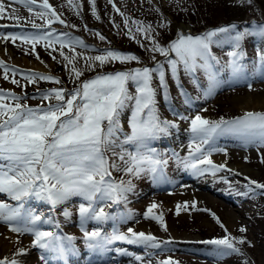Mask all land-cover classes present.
Returning a JSON list of instances; mask_svg holds the SVG:
<instances>
[{"label":"snow or ice","instance_id":"6c2138e0","mask_svg":"<svg viewBox=\"0 0 264 264\" xmlns=\"http://www.w3.org/2000/svg\"><path fill=\"white\" fill-rule=\"evenodd\" d=\"M12 2L22 4L29 12L39 9L35 11V15L44 20V24L35 23L31 17L28 22L33 29L47 27L50 31H44L42 34L9 33L0 36V39L13 43L17 40L22 41L31 45V52H35L36 45L41 42H46V49L59 43L61 49L68 47L73 53L77 45L84 46L85 42L80 37L72 38L68 33L54 35L57 30L51 27L53 23L64 25L65 21L60 14H57L49 0H39V3L38 0H12ZM247 2L251 4L253 0ZM68 3L73 4V0H68ZM88 3L92 5V14L96 16L95 0H88ZM108 3L112 4L118 13L120 12L113 0H108ZM73 6L79 7V5ZM9 7L11 5H6L5 0H0V19L13 20L20 25V17L16 14V9L12 8L8 11ZM156 11L159 9L157 8ZM96 18L99 19L98 16ZM170 23L169 21L168 24ZM131 24L136 26L135 32L129 25V19L124 20L127 29L125 35L136 40L141 47L153 54L151 59L154 66L145 65L99 73L91 79L79 81L82 70L75 66L78 57L85 59L88 69L93 68L96 62L103 67L108 63L140 61V57L115 49H103L100 50V54L88 57H84L83 53L69 56L61 50L60 55L66 61L64 66L69 70L70 78L75 84L73 88L37 89L41 99V104L37 106L22 103L20 95L0 88V193H6L16 202L13 205L0 200V223L6 225L11 233L17 234V242L20 236L31 234L33 248L61 256L65 252L78 255L79 251L73 244L76 237L44 230L43 225L52 224L53 221L44 219L42 214H37L27 201L35 198L47 202L55 209L72 197H82L87 203H80L77 212L83 238L90 251L106 254L110 251L108 246L117 241L143 246L146 249L159 248L160 244L164 243L151 232L137 231L133 227H127L126 231H122L115 227L116 223L131 220L132 213L115 217L105 209L121 201L126 202L127 194L135 190V184L130 179L115 181L112 179L110 169L123 171L135 178L144 175L150 176L153 180L161 178L162 166H166L168 160L159 158L160 153L150 144L154 140L170 136L173 129L179 128L174 120L161 119L158 111L157 96L163 95L165 99L168 97V74L173 81H178L180 69L183 68L186 74L193 76L192 82L200 87L194 74L203 69L208 76V87L204 90V97L207 98L221 85L217 74L209 70L212 61L218 63L217 58L211 54V46L221 43L230 46L231 50L227 52L229 57L227 66L233 81L239 82L246 78L247 72L243 63L246 53L242 50V41L256 33L250 27L241 31L232 24L207 30L198 35L178 32L175 39L161 43L153 35L155 29L150 24L145 25L144 22L135 19L131 20ZM159 26L166 25L162 23ZM232 30L235 32L233 33ZM258 33L264 38V24L258 25ZM137 34L148 40L151 46L148 47L137 39ZM95 35L101 41L106 39L99 32ZM156 54L163 57V60H157ZM257 56L262 62L261 76H264V50H258ZM52 59L55 60L56 57L53 56ZM15 68V65L11 66L13 71L11 83L19 85L20 81L14 78ZM0 69H3V79L9 80L10 66L2 59H0ZM20 74L26 81L24 86L37 84L40 81L53 82L56 85L62 83L58 76L31 69L27 70L26 75L23 71ZM154 79L158 81V88L153 86ZM130 86L135 87V92L130 91ZM247 86L252 90L251 82ZM24 99L27 97L25 96ZM129 108L131 114L127 123L130 132H125L121 124V116ZM174 114L181 120L190 121L188 128L190 141L186 156L180 157L176 152L172 155L194 176H203L206 173L215 175L227 168L226 161L216 163L211 158L214 152L227 155L225 147L216 146L219 137L235 136L243 144L264 146V112L247 111L239 117L231 119L220 117L218 120H210L199 112L193 117ZM125 145L133 147L134 150L128 151ZM116 149L119 151L117 152ZM108 151L118 158L119 164L115 160L109 161L105 155ZM228 171L235 170L228 169ZM245 179L248 181V186H254L253 191L264 190V183L247 177ZM158 207L159 205L153 201L147 206L143 217L159 222L164 231H167L163 214L154 212ZM191 207L195 208V201L192 202ZM187 210V201L176 204L177 215ZM61 214L66 220L72 215L66 207ZM108 220L113 221V229L110 232L102 231L99 226L91 231L85 227L89 221L100 224ZM217 223L225 230L226 235L204 243L218 246L217 258L225 257L230 253L243 255L237 244L250 242L243 237L238 238L228 234L226 226L218 218ZM55 228H60L58 221L55 222ZM239 231L245 232L246 229L241 227ZM27 251L28 249L24 247H18L12 258L0 257V264H22L17 257L26 254ZM115 251L134 256V259L141 264L145 259L123 248H116ZM40 259L47 262L48 257L41 255ZM148 264H151V261H148ZM157 264H174V262L171 258H166L158 261Z\"/></svg>","mask_w":264,"mask_h":264},{"label":"rangeland","instance_id":"374dc122","mask_svg":"<svg viewBox=\"0 0 264 264\" xmlns=\"http://www.w3.org/2000/svg\"><path fill=\"white\" fill-rule=\"evenodd\" d=\"M56 1L57 5L53 6V8L57 14L61 15L65 24L61 25L58 22H54L51 27L57 30L54 35L68 33L70 37H80L85 42L84 46H76L75 53H83L84 57H88L100 54V50L103 49H115L140 57V61L108 63L103 67H100L99 63L96 62L91 69L86 67V61L83 57H78L75 61V66L82 70L79 81L91 79L99 73L127 70L145 65L154 66V62L151 59L153 54L146 51L144 47H141L140 43H137L136 40L130 39L129 36L125 35L127 29L123 24L126 18L129 19V25L132 27L133 32H135L136 26L131 24L132 19L140 20L145 25L150 24L155 29L153 35L161 43H167L175 39L178 32L198 35L207 30L226 27L232 24H235L237 29L241 31L246 27H250L256 34L245 38L242 44L245 49L249 50L251 61L257 57L258 50H264V42L259 45L257 41V36L259 35L257 25L264 24V6H262L264 5V0H253L251 4L247 0H240L245 4L244 10L241 12L235 10L237 9L236 7L240 6L238 0H113V3L120 10L119 13L110 6L112 4H109L108 0H96V16L99 17L100 22L92 14V5L88 1H74V5H79L78 8L74 7L73 4H69L67 0ZM200 2H202V7H199L201 5ZM5 3L6 5H11L8 11H11L12 8L16 9V14L20 17V25H18V28H14L9 23L15 21L0 19V36L9 33L42 34L44 31H50V28L47 27L33 30V28L23 26L24 24H30L28 22L29 17L37 24H44V20L35 15V11H39V9L29 12L26 7L13 3L12 0H5ZM236 4L237 6H235ZM225 6L233 10L222 13L223 10L227 9ZM157 8L159 11H156ZM110 11L112 12L110 13ZM120 13H123V15ZM240 13H242V16H239ZM226 14L230 15L227 16ZM229 18L232 19L228 21L227 19ZM169 21L171 22L170 25L168 24ZM250 21L254 22L252 23L255 25V29H253V26H250L252 25L249 23ZM162 23L166 26L160 27L159 25ZM73 25L75 27H72ZM232 31L233 33L235 32V30ZM96 32L104 35L106 39L101 41L95 35ZM137 39L146 46H151L150 42L139 36V34H137ZM45 43L41 42L36 45L35 52H31V45L24 44L22 41L17 40L13 43L0 39V48L7 57L6 59V57L0 54V59L10 66V78L7 81L3 79V69H0V88L17 93L22 97L21 102L28 103L30 106L41 104L40 94L37 89L46 90L51 87H66L71 89L75 86L73 79L70 78L69 70L64 66L66 61L60 55V51H64L69 56L75 53L71 52L68 47L61 49L59 43L46 49ZM214 46L221 49L230 48L226 43L215 44ZM11 52L19 58L25 57L29 61L40 63L44 69H31L15 65ZM50 52L51 55H49ZM218 55V59H229L227 53H217L216 56ZM37 56H39V59H37ZM53 56L56 57L55 60L52 59ZM156 57L157 60H163V57L159 54H156ZM244 60H248L247 55ZM261 64L260 60L257 63L254 60L249 65L246 78L239 82L233 81L230 70L226 68L222 69L221 72L217 73V77L221 81L220 87L207 98L204 97V90L208 87V76H202L204 89L201 91L198 89L191 90L189 93L192 101L189 100L187 103L182 99L178 101L173 100V107L176 110L178 109V113L181 115L193 117L199 112L210 120H218L220 117L231 119L239 117L247 111L264 112V76H261ZM12 65L16 66L14 78L20 81L19 85L11 83V79L13 78ZM165 66L167 68V65ZM29 69L58 76L62 83L56 85L53 82L40 81L37 84L24 86L26 85V81L20 73L23 71L26 75ZM181 69L183 70V68ZM203 72L205 71L203 70ZM169 77L171 82L168 78L167 80L169 88H171L172 83L176 85L178 81H173L170 74ZM179 81L183 82L182 78H179ZM249 82L253 85L252 90H249L247 86ZM153 86L158 88V81L156 79L153 80ZM191 87L194 86L191 85ZM130 91L135 92V87L130 86ZM25 96L27 99H24ZM244 99L261 102L263 107L261 105L257 106L258 108L249 107L241 109L240 107H234V102H242ZM157 101L160 118L174 120L179 125L178 129L172 130L170 136L162 137L156 142L152 141L150 144L151 147L157 149L160 153L159 158L168 160L167 165L162 167L164 169L163 176L158 180H153L148 175L135 178L128 176L123 171L110 169L112 179L117 182L121 179H130L135 184V190L127 194L126 202L121 201L118 204H114L113 207L111 206L112 208L106 207L105 210L115 217L126 216L129 212L132 213L131 220H124L115 224V227L119 230L126 231L127 227H133L137 231L151 232L159 241H164V243H161L160 249H146L143 246H136L132 249L133 247H128L126 243L117 241L111 244V252L113 250L116 252V248H123L127 252L141 255L138 254L139 250H141L146 254L143 263L151 261V264H157L158 261L166 258H171L174 264H245V261H247V264H264V190L255 189L253 191L254 186H248V181L245 179L247 177L259 183H264V162H262L264 160V146L243 144L235 136L219 137L217 138L216 146L227 149V168L215 175L206 173L203 176H194L190 171L184 169L183 165L178 163L172 155L173 152H176L180 157L188 154L189 149L187 145L190 141L188 128L190 121L181 120L178 115H176L177 118L170 117V114H167L166 102L162 100V97L161 99H157ZM130 114L131 109L129 108L121 116V124L125 132H130L129 127H127ZM125 148L128 151L134 150L129 145H125ZM116 151L118 152L119 149H116ZM105 155L109 161L115 160L116 163H120L118 158L112 155L111 151L106 152ZM218 155L225 154L214 152L211 158L214 162L221 163L214 159ZM238 164L241 167L244 165L247 170H242L244 166L241 168ZM228 169L235 171L229 172ZM0 200L13 205L16 203L6 193H0ZM153 201L159 205L154 212L156 214H163L167 231H164L159 222L143 217L147 206ZM185 201L188 202V210L181 211L177 215L176 204H183ZM193 201H195V208L191 207ZM38 202L39 200L35 198L27 201L37 211V214H42L44 219H51L53 221L52 224L43 225L44 230H54L55 222L58 221L60 223V230L56 231L57 234L74 235L76 240L73 241V244L84 248L86 244H84L85 240L81 231L77 208L80 203L87 202L82 197H72L65 204L57 206L55 209L51 206L52 211H50V215L46 211H39V209L44 208V205ZM65 207L72 213L71 217L67 220L61 214ZM217 218L226 226L228 234L238 238L243 237L246 241L250 242L237 244V247L241 248L243 255L230 253L225 257L216 258L218 246L204 243L206 239L222 238L226 235L225 230L217 223ZM2 225L6 226L0 223V226ZM142 225L147 227L148 230H143ZM97 226L102 231L110 232L113 229V221L108 220L100 224L96 221H89L85 225L89 231ZM241 227H244L246 231L240 232L239 229ZM22 238L26 240L24 245H20L17 242V234H15L11 247L5 252H0V257L12 258L13 254L17 252L18 247H24L28 251L33 250L35 252V259L38 260V264H44L45 261H42L40 256L45 255V251L31 247L32 235L25 234L20 236L19 241ZM166 239L171 240V242L165 243ZM172 240L177 241L172 243ZM183 241L188 242L181 244Z\"/></svg>","mask_w":264,"mask_h":264},{"label":"bare ground","instance_id":"6f19581e","mask_svg":"<svg viewBox=\"0 0 264 264\" xmlns=\"http://www.w3.org/2000/svg\"><path fill=\"white\" fill-rule=\"evenodd\" d=\"M68 1V0H67ZM74 1L77 2V0H73V5H74ZM84 1H88V0H83L82 2ZM96 1V0H95ZM49 2L51 3L52 6H56L57 5V1L56 0H49ZM79 2V1H78ZM38 3H39V0H38ZM22 5V4H21ZM101 5V4H100ZM109 5V4H108ZM107 5V6H108ZM123 5V4H122ZM106 6V7H107ZM112 6V5H110ZM108 6V7H110ZM22 7H24L22 5ZM123 7V6H122ZM99 8V7H98ZM22 9V8H21ZM25 10V9H24ZM115 10V9H114ZM112 11H110L111 13ZM110 17V16H109ZM112 17V16H111ZM84 18V17H83ZM90 19V18H89ZM117 19V18H116ZM104 20V19H103ZM114 20V19H113ZM97 21V20H95ZM99 21V19H98ZM110 21V20H109ZM100 22V21H99ZM107 22V21H106ZM111 22V21H110ZM114 22V21H113ZM83 24V23H82ZM104 24V23H103ZM108 24V22H107ZM124 25V24H123ZM88 30V29H87ZM93 30V29H92ZM0 54L4 57L5 54H3V51L2 49L0 48ZM11 57H12V60H13V63L15 65H18V66H23V67H27V68H31V69H44L42 67V65L38 62H34V61H29L27 58L23 57V58H19L18 56H14L13 52H11ZM7 59V57H6ZM255 94V93H254ZM250 95V94H249ZM243 97V96H242ZM241 97V98H242ZM252 98V97H250ZM254 98V97H253ZM240 99V97H239ZM242 100V99H241ZM235 101V100H234ZM231 103V102H230ZM261 105L263 107V104L261 102H258V101H254V100H243L242 102H238V103H235L234 102V107L236 108H251V107H257ZM258 108V107H257ZM242 111V110H241ZM244 111V110H243ZM214 159L216 161H219L221 163H224L225 161L227 162V159H226V156L225 155H218L216 157H214ZM242 164V163H241ZM236 165V164H235ZM237 166V165H236ZM238 166L241 167L240 164H238ZM244 165H242L243 167ZM241 167V168H242ZM242 170H247V168H245V166L242 168ZM246 172V171H245ZM198 181H202V180H198ZM164 197V196H163ZM165 197H168V196H165ZM161 199H164V198H161ZM220 206V205H219ZM231 219V218H230ZM142 229L143 230H148L147 227L143 226L142 225ZM185 233V232H184ZM72 234V233H71ZM174 234V233H173ZM175 235V234H174ZM14 237H15V233H11L9 230H8V227L7 226H0V252H5L7 250H9V248L11 247L12 243L14 242ZM176 237V236H175ZM178 237V236H177ZM79 238V237H78ZM194 238V237H193ZM185 240V239H184ZM25 239L22 238L20 241H19V244L20 245H24L25 244ZM184 242V241H183ZM188 242V241H187ZM67 244V243H66ZM128 247H133V249L136 247V245H128L126 244ZM110 251L106 254H97L95 252H92L90 251L86 246H84V248H80L78 249L79 251V254H84L85 256H83V261H79V260H71V263L70 264H141L140 261H136L134 259V256H129V255H126L124 253H117V252H114L112 251L111 252V245L108 246ZM123 247V246H122ZM176 247V246H175ZM188 247V246H187ZM186 247V248H187ZM130 248V249H131ZM190 248V247H189ZM114 249V248H113ZM194 249V248H193ZM113 253V254H112ZM143 252H138V254H141ZM68 254L70 255H73L71 254L70 252H65L62 256L57 254V253H51L47 262L44 263V264H62L61 263V259L63 261H65L66 257H68ZM217 258V257H216ZM18 259L22 262V264H38V260L35 259V252H33V250H29L26 252V254L24 255H21L20 257H18ZM68 263V262H67ZM144 264V263H143Z\"/></svg>","mask_w":264,"mask_h":264},{"label":"trees","instance_id":"16d2710c","mask_svg":"<svg viewBox=\"0 0 264 264\" xmlns=\"http://www.w3.org/2000/svg\"><path fill=\"white\" fill-rule=\"evenodd\" d=\"M239 2H240V6H238V7H236L237 9H235V10H238L239 12H241L242 10H244V7H245V4H244V2H241L240 0H238ZM201 3V5H199V7L201 6H203L202 5V2H200ZM263 4H264V2H263ZM226 5H229V4H226ZM233 6V5H232ZM235 6H237V4L235 5ZM262 6H264V5H262ZM225 8H227L226 10H223L222 11V13L223 12H229L230 10H233V9H230V7H227V6H225ZM235 14H237V13H235ZM227 16H229L230 14H226ZM239 16H242V13H240V15ZM232 18H229V19H227L228 21H230ZM241 19V18H240ZM227 21V22H228ZM253 21H250L249 23L250 24H252V25H250L251 27L253 26V29H255L256 27H254L255 25L252 23ZM229 23H231V22H229ZM258 26V25H257ZM194 29V28H193ZM258 32V31H257ZM257 38H258V44L260 45V44H262V42H264V38H261V36L260 35H258L257 36ZM215 44H213L212 46H211V54L213 55V56H215L214 54H216V53H221V52H225V50L224 49H221V48H217L216 46H214ZM249 49V48H248ZM230 50H231V48H230ZM248 52V56H247V58H248V60L247 61H244V64H245V66L247 67V69H249V65L255 60L256 61V63L258 62V60H259V57L257 56V57H255V59H253V61H251V54H250V52H249V50L247 51ZM173 58H174V55H173ZM213 64H214V61H212L211 62V67H210V69H212L213 71H214V69H213ZM166 67V66H165ZM212 70H210V71H212ZM184 71L183 70H181L180 69V72H179V74L180 73H183ZM185 73V72H184ZM202 73H204L203 72V69H201V70H198L195 74H194V78L196 79V77L199 79V76L198 75H202ZM206 73H204L203 75H205ZM196 75V76H195ZM188 80V81H187ZM192 80H193V76H191V75H188V74H186L183 78H182V81H183V85H186V86H188L189 85V83L188 82H190V83H193L192 82ZM197 80V79H196ZM185 81V82H184ZM194 84V83H193ZM189 88V87H188ZM172 89V88H171ZM173 89H175V88H173ZM178 94H179V96H178V94H174L173 92H172V90H171V92L170 93H168L169 95H172L176 100H179L180 99V97H182V95H183V100L185 99H187V96H186V92H184V90H182V89H180V90H178ZM184 93V94H182V93ZM160 97V96H159ZM244 186H245V184H243ZM215 238H218V237H215ZM210 239H213V238H210Z\"/></svg>","mask_w":264,"mask_h":264}]
</instances>
